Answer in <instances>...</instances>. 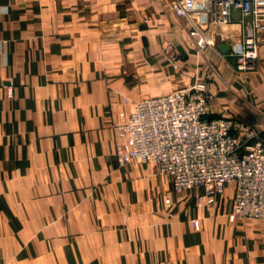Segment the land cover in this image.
Listing matches in <instances>:
<instances>
[{
	"label": "crops",
	"instance_id": "0c3cea01",
	"mask_svg": "<svg viewBox=\"0 0 264 264\" xmlns=\"http://www.w3.org/2000/svg\"><path fill=\"white\" fill-rule=\"evenodd\" d=\"M172 2L0 0V264H264V222L229 221L234 183L209 206L195 201L202 190L180 198L151 164L119 168L113 157L125 96L196 81L213 118H238L264 141V40L254 69L239 73L240 24L219 27L198 8L222 41L199 50ZM168 47L188 66L173 68Z\"/></svg>",
	"mask_w": 264,
	"mask_h": 264
},
{
	"label": "built area",
	"instance_id": "2783aa9c",
	"mask_svg": "<svg viewBox=\"0 0 264 264\" xmlns=\"http://www.w3.org/2000/svg\"><path fill=\"white\" fill-rule=\"evenodd\" d=\"M171 6L176 17L188 22L199 48L215 45L196 18L195 7L183 0H173ZM201 11L212 23L240 24L241 42L233 50L235 70H253L264 34V0H209ZM209 102L202 81L141 99L128 116L120 114L115 156L121 164H152L170 178L176 192L202 190L196 199L207 204L233 182L230 219L264 220V141L235 117L213 118Z\"/></svg>",
	"mask_w": 264,
	"mask_h": 264
},
{
	"label": "rangeland",
	"instance_id": "374dc122",
	"mask_svg": "<svg viewBox=\"0 0 264 264\" xmlns=\"http://www.w3.org/2000/svg\"><path fill=\"white\" fill-rule=\"evenodd\" d=\"M185 3H187V4H191L192 2L194 3V6H195V8L196 9H198L199 8V10L201 9V8H205V7H203V6H205V3H206V1L207 0H183ZM207 4V3H206ZM192 5V4H191ZM131 15H133V19H134V14H131ZM236 21H234V22H232V23H235ZM231 24V23H230ZM215 25V24H214ZM217 25L219 26V27H221V26H227V24H222V23H217ZM142 26H143V24H142ZM186 33H187V38H188V36L193 40V38L190 36V32L186 29ZM128 33H131V35H132V38L133 39H136L137 38V30H136V28L133 26V28H132V30H130V31H127L126 32V36H128L129 34ZM207 33V32H206ZM185 34V33H184ZM208 34V33H207ZM123 32L122 33H119L118 31L116 32V44L118 43V41L120 40V39H122V37H123ZM185 36V35H184ZM211 37V36H210ZM212 38V37H211ZM225 38V37H224ZM226 39V38H225ZM127 40H129V39H127ZM212 40H214V42H215V45L214 46H217L218 45V43H222V41H221V39H220V37H217L216 39L215 38H213ZM231 40V39H230ZM233 40V44H234V46L236 47V46H238L239 47V42H240V40L238 39V40H236V39H232ZM231 40V41H232ZM262 40H264V34H262V36H261V41ZM189 42V43H185V45L186 46H190V41H188L187 39H184L183 40V42ZM194 41V40H193ZM121 43V42H120ZM225 43V42H224ZM196 45V44H195ZM191 46L193 47V44H192V42H191ZM260 46V45H259ZM196 47L199 49V47L196 45ZM200 50V49H199ZM259 50H260V47H259ZM231 54V53H230ZM176 54L175 53H173L172 52V50H171V48H167V52H166V58H165V60L173 67V68H178L179 66H180V64L179 63H182L183 62V67H187L188 66V62H187V60H186V57H182L181 55L179 56V62H177V56H175ZM258 57H259V53H258ZM235 59V58H234ZM258 60V59H257ZM257 62V61H256ZM116 66H117V68L121 65V63H119V62H117L116 64H115ZM200 80V79H199ZM206 85V84H205ZM193 86V85H192ZM207 87V86H206ZM184 88H190V86L189 87H184ZM179 89H183V88H179ZM179 89H177V90H179ZM174 91H176V90H173V91H171V92H174ZM170 93V92H169ZM165 94H167V93H165ZM9 95H12V92H10L9 93ZM160 94H156V95H144V96H141L140 98H138L137 100H130V98L128 97V96H125L124 98H123V105H130V106H132L130 109H131V111L130 112H126V111H119L118 113H117V118H116V120L115 119H113L112 120V122H111V129H112V131H113V134H114V151H113V157H114V159H115V162H116V164H117V166L119 167V168H124V167H126V166H129L130 164H132V163H137V164H140V165H150V164H145V163H138V162H136V161H131V162H129V163H126V164H121L119 161H118V159L116 158V156H115V153H116V147H117V145H118V143H119V139H118V136H117V127H116V123L120 120V114H124L125 116H128L133 110H134V107H135V104L137 103V102H139L141 99H144V98H151V97H156V96H159ZM161 95H163V94H161ZM130 101H129V100ZM129 106V107H130ZM238 119V118H237ZM239 121H241L240 119H238ZM243 123V122H242ZM244 124V123H243ZM256 133H257V137H260V135H259V133L256 131ZM152 165V164H151ZM153 166V165H152ZM156 170H157V172H158V174L161 176V177H163V178H167V179H169V181H170V184H171V180H170V178L168 177V176H166V175H164V174H162L161 172H159L158 171V169L155 167V166H153ZM233 183V182H232ZM171 194H175V195H177V196H179L180 198L181 197H184L185 199H187L188 197H189V193L191 192L190 190H186V191H182V192H176L174 189H173V187H172V184H171V190L169 191ZM169 192H166L164 195H162L161 196V198L163 199V203H164V206H165V209H166V211L168 212L167 214L168 215H170V216H172L173 215V213H174V211L177 209V206L176 207H174V210H173V206H174V204H173V202H172V200H171V196H170V194H168ZM224 193H225V191H224ZM223 193V194H224ZM222 194V195H223ZM167 195V196H166ZM222 195H220V196H222ZM234 195H235V193H234ZM196 196H202V194H200V195H196ZM196 196H195V201L196 202H201V203H206V201H205V199H202V200H200V201H198L197 199H196ZM218 197V195L213 199V203L216 201V198ZM233 200H234V197H233ZM207 204V203H206ZM232 204H233V202H232ZM207 205H211V204H207ZM206 205V207H208ZM173 211V212H172ZM231 213H232V207H231V211H230V213H227L228 214V218H229V221H232V222H234L235 221V219H233V220H231L230 219V215H231ZM240 219H251V220H259V221H261V222H264V220H262V219H253V218H240ZM191 226L195 229V230H199V227H200V224H199V221H198V219L197 218H192L191 220ZM195 224H197V225H195Z\"/></svg>",
	"mask_w": 264,
	"mask_h": 264
},
{
	"label": "water",
	"instance_id": "95a60500",
	"mask_svg": "<svg viewBox=\"0 0 264 264\" xmlns=\"http://www.w3.org/2000/svg\"><path fill=\"white\" fill-rule=\"evenodd\" d=\"M219 49L224 52V53H227V51H229L230 47L228 45H221L219 47Z\"/></svg>",
	"mask_w": 264,
	"mask_h": 264
}]
</instances>
